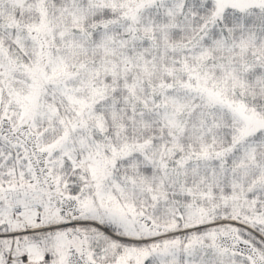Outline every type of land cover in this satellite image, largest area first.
Segmentation results:
<instances>
[{
    "label": "snow or ice",
    "instance_id": "obj_1",
    "mask_svg": "<svg viewBox=\"0 0 264 264\" xmlns=\"http://www.w3.org/2000/svg\"><path fill=\"white\" fill-rule=\"evenodd\" d=\"M0 264H264V0H0Z\"/></svg>",
    "mask_w": 264,
    "mask_h": 264
}]
</instances>
